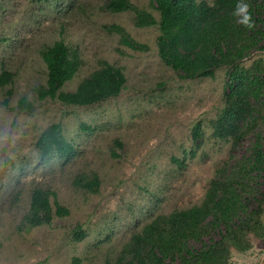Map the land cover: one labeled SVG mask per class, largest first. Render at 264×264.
<instances>
[{"label":"rangeland","instance_id":"obj_1","mask_svg":"<svg viewBox=\"0 0 264 264\" xmlns=\"http://www.w3.org/2000/svg\"><path fill=\"white\" fill-rule=\"evenodd\" d=\"M109 1L0 0V74L11 75L0 87V136L7 135L0 141V264L113 263L157 216L201 205L216 172L253 144L249 136L233 150L230 141L213 135L225 106L228 68L211 78H179L157 55V26L138 27L134 11L111 12ZM129 1L159 19L150 0ZM111 26L123 28L145 51L127 48ZM59 40L80 61L61 90L75 91L105 61L122 70L120 94L85 107L40 99L47 67L39 52ZM258 60L264 61V52L241 65ZM22 98L31 109L18 107ZM261 108L264 115V103ZM53 123L72 147L67 159L55 152L42 157L36 144ZM94 178L95 191L82 188ZM36 188L53 192L68 215L26 226ZM245 240L249 248L230 247L227 264H264V236L248 232Z\"/></svg>","mask_w":264,"mask_h":264},{"label":"trees","instance_id":"obj_2","mask_svg":"<svg viewBox=\"0 0 264 264\" xmlns=\"http://www.w3.org/2000/svg\"><path fill=\"white\" fill-rule=\"evenodd\" d=\"M150 1L159 13L158 20L147 11L137 10L129 0H110L107 8L114 13L134 11L138 27L156 25L157 55L181 79L211 78L217 69L228 68L225 106L213 123V135L230 141L233 150L249 136L254 141L241 159L216 172L201 205L157 216L132 236L113 263L105 264H227L230 247L240 251L249 248L245 240L248 232L258 238L264 236L260 221L264 203V125L261 130L257 128L264 121V61L258 60L248 68L241 65L254 52H264V0H246L256 24L252 30L238 24L232 15L237 0H213L211 4L205 0ZM111 30L120 35L127 48H147L132 40L123 28L111 26ZM39 53L47 67L46 83L38 90L40 99L85 107L117 97L125 84L122 70L104 61L75 91L61 90L78 72L80 61L61 40L43 46ZM10 79L9 72H2L0 87ZM18 107L28 110L32 105L22 98ZM193 136L198 140V125ZM36 144L42 157L55 152L67 159L73 151L59 123L43 130ZM97 183L94 178L82 188L93 192ZM54 215L64 218L68 211L55 200L53 192L34 189L24 224L47 225Z\"/></svg>","mask_w":264,"mask_h":264},{"label":"clouds","instance_id":"obj_3","mask_svg":"<svg viewBox=\"0 0 264 264\" xmlns=\"http://www.w3.org/2000/svg\"><path fill=\"white\" fill-rule=\"evenodd\" d=\"M232 15L237 18V23L246 29L252 30L256 27L251 11V5L246 0H237ZM7 135L0 136V141H5Z\"/></svg>","mask_w":264,"mask_h":264}]
</instances>
